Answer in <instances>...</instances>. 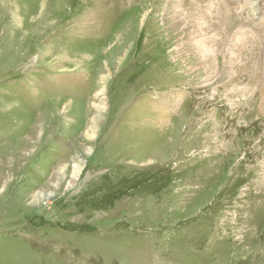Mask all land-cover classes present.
I'll use <instances>...</instances> for the list:
<instances>
[{"label":"rangeland","instance_id":"374dc122","mask_svg":"<svg viewBox=\"0 0 264 264\" xmlns=\"http://www.w3.org/2000/svg\"><path fill=\"white\" fill-rule=\"evenodd\" d=\"M0 264H264V0H0Z\"/></svg>","mask_w":264,"mask_h":264},{"label":"bare ground","instance_id":"6f19581e","mask_svg":"<svg viewBox=\"0 0 264 264\" xmlns=\"http://www.w3.org/2000/svg\"><path fill=\"white\" fill-rule=\"evenodd\" d=\"M172 1H173V0H172ZM174 2H175V1H174ZM198 2H199V1H198ZM184 3H185V2H184ZM146 6H147V5H146ZM176 7H177V6H176ZM170 8H171V7H170ZM220 9H221V8H220ZM144 10H145V9H143L142 11H144ZM168 10L170 11V9H168ZM199 10H200V9H199ZM171 11H172V10H171ZM191 11H192V10H191ZM197 11H198V9H197ZM172 12H173V11H172ZM203 12H204V11H203ZM203 12H202V13H203ZM212 12H213V11H212ZM197 13H198V12H197ZM197 13H196V14H197ZM199 13H200V12H199ZM226 15H227V14H226ZM167 16H168V14H167ZM181 16H182V15H181ZM194 17H195V16H194ZM201 17H202V16H201ZM220 17H221V16H220ZM227 17H228V16H227ZM175 18H177V17H175ZM187 18H188V17H187ZM222 18H223V17H222ZM225 18H226V17H225ZM225 18H223V19H225ZM134 19H136V17H134L133 20H134ZM213 19H214V18H213ZM217 19H218V18H217ZM219 19H220V18H219ZM179 20H181V19H178V21H179ZM185 20H186V19H185ZM196 20H197V19H196ZM136 21H137V19H136ZM136 21H132V23H133V22L136 23ZM210 21H211V20H210ZM220 21H221V20H220ZM169 22H170V21H169ZM185 22H187V23H184L186 27H187V26H191V27L194 28L196 31H199L200 33L203 32L204 34H206V31H205V30H198L199 25H196L195 22L192 24L191 21L188 20V19H187ZM212 22H213V21H212ZM221 22H222V21H221ZM176 25H177V24H176ZM135 28H136V27H135ZM187 28H188V27H187ZM178 29H179V28H178ZM194 29H193L192 31H194ZM209 29H212L211 26H209ZM260 31H261V30H260ZM178 32H179V30H178ZM218 32H219V31H218ZM210 33L212 34V32H210ZM194 35H195V34H194ZM204 36H205V35H204ZM207 37H208V36H207ZM208 39H209V38H208ZM209 40H210V39H209ZM257 42H258V41H257ZM224 43H225V42H224ZM224 43H223V44H224ZM207 44H208V43H207ZM226 45H227V44H226ZM221 46H222V45H221ZM221 49H222V48H221ZM221 52H222V51H221Z\"/></svg>","mask_w":264,"mask_h":264}]
</instances>
